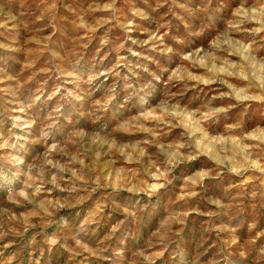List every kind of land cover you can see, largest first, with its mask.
Listing matches in <instances>:
<instances>
[{
	"label": "rangeland",
	"instance_id": "374dc122",
	"mask_svg": "<svg viewBox=\"0 0 264 264\" xmlns=\"http://www.w3.org/2000/svg\"><path fill=\"white\" fill-rule=\"evenodd\" d=\"M0 264H264V0H0Z\"/></svg>",
	"mask_w": 264,
	"mask_h": 264
}]
</instances>
